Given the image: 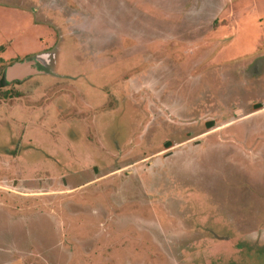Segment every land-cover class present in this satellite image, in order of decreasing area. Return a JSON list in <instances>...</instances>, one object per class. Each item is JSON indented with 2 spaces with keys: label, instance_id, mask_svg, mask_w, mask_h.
Returning <instances> with one entry per match:
<instances>
[{
  "label": "rangeland",
  "instance_id": "obj_1",
  "mask_svg": "<svg viewBox=\"0 0 264 264\" xmlns=\"http://www.w3.org/2000/svg\"><path fill=\"white\" fill-rule=\"evenodd\" d=\"M0 264H264V0H0Z\"/></svg>",
  "mask_w": 264,
  "mask_h": 264
},
{
  "label": "trees",
  "instance_id": "obj_2",
  "mask_svg": "<svg viewBox=\"0 0 264 264\" xmlns=\"http://www.w3.org/2000/svg\"><path fill=\"white\" fill-rule=\"evenodd\" d=\"M10 96L7 95V94H4V93H0V99H7L9 98Z\"/></svg>",
  "mask_w": 264,
  "mask_h": 264
}]
</instances>
